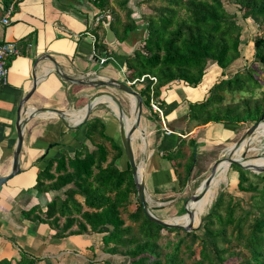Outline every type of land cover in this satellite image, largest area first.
Returning a JSON list of instances; mask_svg holds the SVG:
<instances>
[{"label": "crops", "instance_id": "0c3cea01", "mask_svg": "<svg viewBox=\"0 0 264 264\" xmlns=\"http://www.w3.org/2000/svg\"><path fill=\"white\" fill-rule=\"evenodd\" d=\"M8 5L7 0H0V21L6 15ZM130 14L138 26L137 31L120 40L119 37H123L121 29L118 31L119 37L111 29L118 40L113 46L106 43L104 28L105 21L107 18L111 20V16L100 11L89 0H19L10 12L11 23L4 26L0 22V42L17 41L19 47V54L8 61L7 83L0 84V177L11 169L17 144L16 122L19 114L22 119H26L36 109L52 108L64 111L68 114L69 122L75 124L83 117L75 119L72 113L84 111L90 97L98 91L64 81L55 73L56 66L51 59L64 74L72 78L87 75L91 79L101 76L130 81L126 76L125 60L137 49L135 37L142 27L141 18L134 16V12ZM101 58L107 60L100 64ZM209 62L202 80L196 86L179 80L158 83L156 77L147 74L154 77L156 82L152 85L148 79L150 82L146 80L135 89L140 92L151 83L153 98L160 103L167 129L163 128L159 115L152 111L150 103L143 102V116L139 124L143 140L139 137L140 147L137 148L141 163L137 164L144 178L148 207L156 216H159V211L177 203L179 194L186 191L192 181L206 178L213 163L219 159L215 157L207 171H202L201 163L205 158L217 152L218 147L241 140L248 125L253 124L210 122L201 125L191 117L190 106L203 101L216 81L230 78L235 73L228 74L229 70H225L222 75V70ZM34 79L36 87L21 107V101L32 90ZM111 91L116 92L117 96L119 93L125 95L114 89ZM124 97H127L126 106L132 114V103L128 96ZM142 99L145 100L144 97ZM242 99L234 96L228 102L234 105ZM120 101L124 103L121 98ZM109 103L107 100L99 101L91 110L88 120L77 130L66 129L53 114H39L27 119L19 155L21 171L0 186V261L18 260L24 252L39 258L38 264H89V247L94 250L95 260L101 261L97 259L98 251L103 248L100 234L59 238L55 236L57 229L35 219L37 216L42 217L53 198L59 196L64 199V191L72 185L60 191L47 192V181H44L45 186L36 185L48 162L58 160L61 152H65V157L73 158L81 145L92 151L95 145L101 143L100 140L95 143L94 139H87L88 124L93 120L102 121L104 127L116 136V141H113L122 149L118 117ZM134 151L136 153V149ZM167 153L177 154V158L171 160ZM119 158L115 166L125 170L128 162L123 150ZM191 161L186 183L181 186V177L186 175L185 170ZM249 163L264 166V157L250 160ZM54 171L55 164L51 173ZM226 176L227 173L224 181ZM230 178V183L236 181L237 185V173L230 171L229 181ZM31 209L35 211L29 217L26 216ZM60 223H63V219Z\"/></svg>", "mask_w": 264, "mask_h": 264}, {"label": "trees", "instance_id": "16d2710c", "mask_svg": "<svg viewBox=\"0 0 264 264\" xmlns=\"http://www.w3.org/2000/svg\"><path fill=\"white\" fill-rule=\"evenodd\" d=\"M89 1L111 16L110 27L118 37L121 29L123 37H119L120 40L137 31L135 20L130 18L131 11L126 8L128 0H116L118 6L126 10V22L109 9V0ZM159 2L160 5L152 12L142 14V27L135 37L138 47L125 60L126 76L130 81L148 74L156 77L158 83L179 80L196 86L202 80L209 61L215 63L224 75V71L240 58L242 27L236 14L225 9L222 0ZM233 3L239 7L243 20L251 19L258 27L264 25V0H233ZM180 12L184 16H180ZM252 47V64L255 67L235 71L232 77L216 81L203 101L190 106L191 117L199 124H254L260 120L264 114V35H255ZM150 85L148 83L139 92L145 98V104H149ZM255 90H260L258 97L253 96ZM241 92L251 95L234 105L228 104L226 95L232 99ZM93 134L102 140L94 150L89 151L81 145L73 158H67L65 152H61L58 160L48 162L37 182L38 187L45 186L44 181L48 182L46 192L60 191L72 185L64 191V199L56 196L48 203L42 217L35 218L57 229L56 237L100 234L103 252L114 256L123 249L130 264H264V213L244 226L246 218L234 216L235 204L228 203L224 215L216 211L223 201L219 198L215 208L203 218L199 230L185 232L158 225L145 216L136 199L129 165L125 170L115 166L123 149L105 135L104 124L99 119L88 124L87 139H92ZM166 155L171 160L177 158V154ZM54 164L55 171L51 173ZM191 164L192 161L184 178L181 177V186L186 183ZM230 171L237 173L239 191L254 189L251 184L244 186L249 171L236 165H231ZM253 177L264 180V174ZM132 196L133 208L130 204ZM261 197L264 199V191ZM34 211L31 209L26 216ZM123 215L135 224L134 228L126 224ZM213 219L217 228H211ZM201 228L208 234V240L199 236ZM174 233L177 238L171 237ZM232 241L240 245L246 255L223 248L224 244ZM195 244L198 253L194 251ZM87 258L89 264H108L95 260L92 247L87 250ZM39 261V258L22 252L20 259L2 260L0 264H38Z\"/></svg>", "mask_w": 264, "mask_h": 264}, {"label": "rangeland", "instance_id": "374dc122", "mask_svg": "<svg viewBox=\"0 0 264 264\" xmlns=\"http://www.w3.org/2000/svg\"><path fill=\"white\" fill-rule=\"evenodd\" d=\"M222 2L224 4L225 9L229 13L236 14L237 19H238V23L242 27V36H241L242 43L240 46L241 55H240V58L227 69V70H229V71H227L228 74L234 73L235 71H245L249 67H255V65L252 64V60H253L252 40H253L255 35H260V34L264 35V25H261L260 27H258L257 23L253 22V20H251V19L243 20L241 18L240 9L237 5H235L233 3V0H222ZM107 5H108L109 9H113L116 12V14L121 18V20H124L126 22V10L121 9L118 6V4L116 3V0H109ZM159 5H160L159 0H128L127 4H126V8L129 9L131 11V13L134 12V14H133L134 16L141 18L142 14H147V13L152 12L153 9L158 7ZM179 15L184 16L183 12H180ZM137 85L138 84H136L134 86L135 89H138ZM206 86H208V83H206ZM260 90H255L253 96L258 97L260 95V92H259ZM262 90H264V88H262ZM249 95H251V94L245 93V92L235 94V96L237 98L238 97L248 98ZM122 96H123L122 94H120V93L118 94V98L120 97L121 99L124 100V103L122 104V106H123L125 115L129 119H131L132 114L129 113L127 106H126V100H127L126 98L127 97L125 98L124 97L125 95L123 97ZM229 96L230 95H226V97H227L226 101H230ZM103 100H105V99H103ZM110 104H112V103H110ZM228 104H230V103L228 102ZM112 105H114V104H112ZM252 125L253 124L248 125V128ZM105 133L108 135V137L110 139L115 140L116 136H113V134L109 128H107V127L105 128ZM255 133L252 136L248 137L249 138V140H248L249 144L247 147L250 149V151L247 152V158L248 159H253L256 157H264V138H263L264 134L260 137H257V139H252L255 136ZM140 138L142 139L141 134H140ZM93 139H94V142L96 143L99 141L100 138L98 137L97 134H93L92 140ZM139 140L140 139L138 136L132 140V147L134 150L136 149V153L134 151V155L136 158V162L138 164L141 163V159H140L141 155L137 151V148L140 147V141ZM237 141H238V139L235 140L232 144H228V145L218 147L216 149L217 152H215L214 154L205 158V161L203 163H201L202 164V166H201L202 171H204V170L207 171L209 163L212 160H214L215 157L222 158V157L228 156L230 148ZM241 148H242V152H243L244 147L242 146ZM237 151H239V150H237ZM255 162H258V161H255ZM189 164H188V166H189ZM224 174H225V172H224ZM229 174H230V167H229V170L227 172L226 181H222L221 183H219L216 190L213 192L214 199L212 196L213 202H212L210 209L208 210V212L206 214L203 215V217L200 219L199 223L195 227H198L199 225H201L202 220L205 217V215L211 213L213 207L215 206L216 201L219 198H222L223 201L221 203V206L216 207V211L218 213H220L221 215H224L227 204L228 203L229 204H235L234 216L235 217H239V216L245 217L246 220L244 222V226L251 224L255 217L258 218L260 214L264 213V199H262V197H261V194L264 191V180L260 181L259 179L253 177V175H255V174L250 172V174L248 175L247 183H245L244 186H248L249 184H251L252 187H254V189H250V190L242 192V191L238 190L237 185L235 183L236 181H234V183H230V182H232V178H230V181H229ZM204 179L205 178H201V179L199 178L197 181H192L189 184L188 188L185 189L186 191H183L179 194V199H178L179 201L177 203L175 202V204L171 205L169 208L164 209L162 211H159L160 213H158L159 216H157V217L167 221V219L177 220L179 217L184 216L186 214L184 212L185 200L188 197H190L192 194L197 192L201 182ZM203 198L201 200V203L203 201ZM170 203L173 204L172 202H170ZM130 204H134L133 196L131 198ZM196 204H198L197 201L190 202L187 205L188 211H191L194 208V206H196ZM246 212H248V213L246 214ZM123 218L125 219L126 224L131 225L133 228L135 227V224L130 223L126 219L125 215H123ZM213 221H214V223H213V226L211 228H217L218 226H217L216 220L213 219ZM199 229H200V227L197 230H199ZM134 231H135V229H134ZM198 234L202 239H205V240L209 239L208 234H206L202 228L198 232ZM171 237L177 238L178 236H177V234L174 233V234H171ZM193 248H194V251H196L198 253L197 244H195L193 246ZM223 248H229V250L231 252H242L244 255H246L245 250H243L240 245H236V243L234 241L230 242L228 245L224 244ZM123 252H124V250L122 249L119 254L111 256L109 254L104 253L103 248H102V250L98 251L99 257L97 259L101 260L102 262H107L108 264H130L128 258L126 256H124ZM32 257H35V256H32ZM35 258H37V257H35Z\"/></svg>", "mask_w": 264, "mask_h": 264}, {"label": "water", "instance_id": "95a60500", "mask_svg": "<svg viewBox=\"0 0 264 264\" xmlns=\"http://www.w3.org/2000/svg\"><path fill=\"white\" fill-rule=\"evenodd\" d=\"M104 28L106 30V36H105L106 43L110 46H113L116 43H118V40L114 32L110 28V18H107V21L104 23ZM51 61L56 66L55 73L58 76H60L64 81L69 82L71 84L89 86L94 89H97L98 91L90 97L86 106L83 108L84 109L83 118L75 124H71L69 122L68 114H66L64 111H60V110L52 109V108L36 109L26 119H22L19 114L17 117V122H16L17 144H16V147L13 153L11 169L8 174L0 177V186L3 185L6 181H8L10 178L19 174L21 171L20 164H19V155H20L21 148H22L23 131H24V126L26 124L27 119L32 118L33 116H36L39 114H53L60 120V122L63 124V126L66 129L77 130L81 124L85 123L88 120L91 110L96 105H98L99 101L102 99L110 101L112 104H114V106L117 109L121 146L125 154V157L127 159L128 165L131 169L132 178L135 184L136 199L139 202V204L142 206L145 216L158 225H161L168 229H181V230H184L185 232H192L194 230H197L200 227V225L198 227L193 226V222H192L193 213L191 211H188L187 205L192 201L199 200L206 194V192L209 190L220 168V165L222 163L226 162L227 164H229V167L231 165L239 166L243 170H247L256 175L264 174V166H258L256 164L249 163L250 160L261 158V157H256L253 159L247 158V152L250 151V149L247 147L249 144L248 137L252 136L257 131L259 125L262 122H264V114H263L258 122L254 123L252 126L248 128V130L245 132L241 140H239L234 146L230 148L228 156L219 158L213 163L209 174L201 182L197 192L192 194L190 197H188L185 200L184 212L188 214L189 219H190L188 224L182 225V224H179L178 222H168L166 220L158 218L151 212V210L148 207L146 197H145L144 178L139 173V166L136 162L134 150L132 147L133 135L135 132L140 131L139 124L143 116V99L141 95L139 94V92L135 90L134 87L128 86L125 81H119L114 78H102L101 76H99L100 77L99 79L98 78L91 79L87 75L83 76L82 78H72L64 74V72L56 65V63L52 59ZM35 87H36V79H34L33 81L32 90L21 101V107H23V105L29 100ZM112 89L128 96L130 99V102L132 103L133 122L129 127H127L126 122H125L126 115L124 113L122 103L120 102V99L116 95V92L111 91ZM242 146L244 147V150L241 153V161H238L234 158V155L237 152V150H240Z\"/></svg>", "mask_w": 264, "mask_h": 264}, {"label": "bare ground", "instance_id": "6f19581e", "mask_svg": "<svg viewBox=\"0 0 264 264\" xmlns=\"http://www.w3.org/2000/svg\"><path fill=\"white\" fill-rule=\"evenodd\" d=\"M103 101H105V100H103V99L100 100V102H103ZM110 106H111L113 113L117 115L116 107L112 104H110ZM72 115L75 119H81V117H83V115H84V111L73 112ZM125 122H126L127 127H129L132 124L133 113H132L131 119H129L127 116L125 117ZM138 134H140V131L135 132L133 135V138L136 136L140 137V135H138ZM263 134H264V122H262L259 125V127L255 133V136L252 139H257V137H260ZM241 152H242V148L239 151H237V153H235V155H234V158L238 161H241ZM228 169H229V164H227L226 162L222 163L220 165V168H219L209 190L203 196L204 198L202 197L203 198L202 203H201L202 198H200L199 200H197L198 204H196V206H194V208L191 210V212L193 213L192 222H193L194 227L199 223V221L203 217V215L206 214L208 212V210L210 209L212 202H213V199H214L213 192L216 190L219 183L224 181V178H225L226 173L228 172ZM141 172H142L141 167L139 166V173L141 174ZM224 172H225V174H224ZM212 196H213V199H212ZM167 221L168 222H170V221L171 222H178L179 224L186 225L189 223L190 219H189L188 214H185L184 216L179 217L177 220L167 219Z\"/></svg>", "mask_w": 264, "mask_h": 264}, {"label": "built area", "instance_id": "2783aa9c", "mask_svg": "<svg viewBox=\"0 0 264 264\" xmlns=\"http://www.w3.org/2000/svg\"><path fill=\"white\" fill-rule=\"evenodd\" d=\"M9 2V5L7 6V11L6 15L1 18V23L4 26H8L11 21L9 19L10 12H12L14 5L19 1V0H7ZM19 54V47H18V42L17 41H3L0 42V84H6L8 80V61L11 57L18 55ZM107 60V58H101L99 63L102 64ZM149 79L152 81V85L156 82V79L154 77H150L148 75H143L140 78H137L133 81H126L127 85L130 87L135 86L136 84L138 85H143L145 81ZM150 108L152 109L153 112L157 113L161 119L163 128L165 130V123L163 120V113L162 109L160 107V103L153 98V88L152 86L150 87Z\"/></svg>", "mask_w": 264, "mask_h": 264}]
</instances>
